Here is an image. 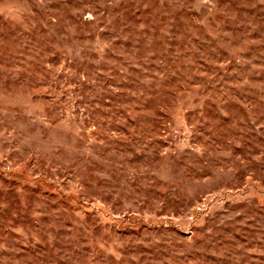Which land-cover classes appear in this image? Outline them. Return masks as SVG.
<instances>
[{
    "label": "rangeland",
    "instance_id": "rangeland-1",
    "mask_svg": "<svg viewBox=\"0 0 264 264\" xmlns=\"http://www.w3.org/2000/svg\"><path fill=\"white\" fill-rule=\"evenodd\" d=\"M0 264H264V0H0Z\"/></svg>",
    "mask_w": 264,
    "mask_h": 264
}]
</instances>
